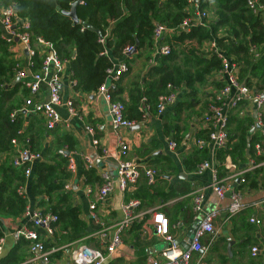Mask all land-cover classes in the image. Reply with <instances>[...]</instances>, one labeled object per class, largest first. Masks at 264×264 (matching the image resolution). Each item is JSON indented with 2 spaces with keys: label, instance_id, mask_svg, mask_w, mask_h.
<instances>
[{
  "label": "trees",
  "instance_id": "1",
  "mask_svg": "<svg viewBox=\"0 0 264 264\" xmlns=\"http://www.w3.org/2000/svg\"><path fill=\"white\" fill-rule=\"evenodd\" d=\"M74 1L0 0V7L14 5L18 15L28 20L27 30L32 37H41L52 45L57 58L68 63L74 89L80 93H94L105 86L110 70L116 63L129 65L130 58L123 52L127 46L136 47L134 54L137 55L145 51L148 57L154 49L152 33L156 22L175 29L172 43L167 39L162 40L170 46V54L158 56V64L149 67L141 87L139 84L134 85V90L127 99L119 97L122 93L119 82L107 87L112 98L123 104L124 117L135 123L144 119L143 110L146 105L150 106V111L156 110L160 94L182 87L187 89L184 97L187 98V103L179 102L174 108L175 112L183 109L184 102L187 108L190 104V108L194 107L199 103V94L206 97V101L194 114L198 116L206 110L207 98L210 97V93L205 92L206 85L221 86L220 82L210 80L220 68V60L216 55L207 56L200 50L202 44L211 39H216L226 56L241 63V81L249 84V79L264 75V25L259 15L246 8L245 0H201V7L210 10L212 18L209 15L206 24H191L188 30L180 28L189 15L185 10L186 0H81L75 8L77 22L67 14ZM89 26L93 28L90 29ZM8 47L9 43L1 37L0 30V214L17 217L23 214L27 202L17 193L18 186L25 179L23 168L14 167L9 161L2 159V154L12 151L13 138L19 142L28 139L32 151L39 152L37 146L39 147L49 129L44 127V130L40 128L32 132L31 128L24 127L23 113L19 111L21 99L16 97V93L20 87L24 95H28V90L22 86L21 81H12L13 71L18 63L10 58ZM252 47L258 55L251 51ZM31 61L29 71L33 73L40 68L41 58L34 56ZM14 111L17 112L11 118ZM240 111V107L236 108L229 116V142L225 148L216 152V159L220 163L218 170L226 157L235 162L245 161L247 154L257 161L264 158L263 154L255 153L254 144L261 137L257 131L250 132L253 123L251 114H240ZM170 128L176 129L172 126ZM197 137L203 141L208 140V135L203 130L197 132ZM173 138L178 142L176 131H173ZM56 143V147L63 144H68V149L75 147V142L69 135H62L59 144L58 140ZM48 149L43 152L42 160L33 163L31 192L40 197V202L52 205L51 210L58 216L54 226L58 224L68 234L56 233L52 241L44 242L45 248L68 244L80 238L85 231V225L80 219V207L72 203L70 191L63 190V180L69 177L65 170L67 157L56 154L59 158L49 163L46 161ZM206 156L207 148L200 144L186 154L182 163L186 170H196ZM84 174L86 182L100 180L92 167H88ZM143 184L146 189L152 186L145 180ZM147 195L140 191L134 193V197L140 200ZM38 231H41L40 228ZM24 239L20 238L18 241L30 243ZM58 255L59 251H54L47 254L46 258L50 260ZM1 264H5L3 258Z\"/></svg>",
  "mask_w": 264,
  "mask_h": 264
},
{
  "label": "crops",
  "instance_id": "2",
  "mask_svg": "<svg viewBox=\"0 0 264 264\" xmlns=\"http://www.w3.org/2000/svg\"><path fill=\"white\" fill-rule=\"evenodd\" d=\"M173 33H165L161 42L167 39L172 43ZM20 50L22 51L20 43H16L14 48L8 47L10 58L27 70L26 55ZM152 51L148 57L145 51L138 55L134 54L135 52L128 54L130 58L128 71L119 76L111 73L106 86H114L119 82L122 89L119 97L127 99L129 93L134 90V85L139 84L141 87L149 67L158 64V56L154 54V49ZM119 63H116L113 68L116 69ZM63 68L61 104L57 107L61 120L53 130H48L49 132L45 134L37 148L41 155L46 148H49L46 152V161L49 163L59 158L56 155L60 154L59 149H63L66 155L69 154L73 158L75 171L71 173L68 170L67 161L65 170L69 173V177L63 180V190L70 191L72 203L80 207V219L85 225V231L80 238L68 244L63 243L57 247L46 248L48 254L59 251V255L44 262L40 258H34L29 251L30 243L25 244L13 238V233L17 228L29 224L23 214L17 217L0 214L1 259H4L5 264H73L72 249L81 244L98 247L99 230L106 227L108 235L112 234L115 224L122 217L120 204L129 198H136L134 197L136 191L148 194L143 200L138 199L140 204L134 208L140 216L130 228L123 232L120 246L104 264H148L150 256L157 255L163 250L166 243L156 234L152 215L146 212L148 209H154L167 217L170 225L169 232L180 248L187 247L188 233L194 223H197L196 218L199 220L205 213H210L212 210L217 211L214 220L217 237L203 256L202 264H264V158L257 161L252 155L247 154L245 161L235 162L230 157H226L223 166L219 167L220 178L230 190L240 193V200L243 204V209L230 217L227 216L229 197L226 195L220 199L214 194L210 187L212 180L210 170L188 171L182 163L186 154L198 148L200 144L207 148L205 159L211 157L208 140L203 141L197 137L198 131H205L201 128L200 118L203 113L198 116L194 114L204 105L206 97L199 94L197 96L199 103L195 104L193 109L190 108L191 104L187 108V98H184L187 89L184 87L175 89L178 93L176 102L161 115H158L156 110L150 111V106L146 105L143 110L144 119L136 123L135 127L116 130L112 125L103 94L100 91L90 94L76 91L67 62L64 63ZM12 81L13 83L18 82V78L13 75ZM10 83L7 85L10 86ZM21 88L18 89L16 97L21 99L19 107L23 113L24 127L31 128L32 132L40 128L44 130L43 117L39 111L35 110V106L48 99L47 86L41 84L36 96H30L29 93L24 95ZM212 91L213 88L206 85L205 92L211 95ZM27 99L31 101L29 105L26 104ZM68 101L71 102L72 112L69 110ZM181 101L186 102H184L183 109L175 112L174 108ZM192 101L196 102L194 99ZM208 101L209 98H207V103ZM246 108L248 104L245 108L242 107L244 110ZM242 109L240 114H246ZM251 118L254 119L253 111ZM171 126L176 129H169ZM167 127L168 132H166ZM172 130L176 131V136L179 137L178 142L173 138ZM62 135L71 136L75 147L68 149V144L56 147V142L58 140L59 144ZM120 137L129 148L126 159L133 160L139 165L154 167L157 170V177L155 176V181L151 183L152 186L149 189L145 188L143 183L144 180L147 183V180L142 175L133 189L122 192L116 185L110 194L103 199H98L102 174L107 173L113 179L115 178ZM173 140H176L175 149H170L168 144ZM198 140L202 142L199 144ZM15 151L13 148L11 152L3 153L2 159L10 162ZM219 164L216 160V165ZM88 167L94 168L99 181H85L84 171ZM32 174L33 172L19 185L25 186L26 196L22 197L27 200L26 205L51 210V204L40 202V197L31 192V180L34 176ZM241 179L244 181L242 182ZM197 191L204 194V202L201 210L196 213L192 197ZM44 197L43 199L46 200ZM93 204L94 207H92ZM91 213H94L97 219L92 218ZM250 218H256L260 222L252 223L249 221ZM54 228V234L49 238L42 229L38 231L39 239L43 244L48 240L52 241L56 233L68 234L62 231L58 224ZM229 242L231 245L228 251ZM255 244L259 248V253L256 257H252L250 248Z\"/></svg>",
  "mask_w": 264,
  "mask_h": 264
},
{
  "label": "built area",
  "instance_id": "3",
  "mask_svg": "<svg viewBox=\"0 0 264 264\" xmlns=\"http://www.w3.org/2000/svg\"><path fill=\"white\" fill-rule=\"evenodd\" d=\"M163 1V0H161ZM188 16L183 20L180 28L188 30L191 24H206V19H209V13L202 8L201 0H186ZM246 8L255 15H259L264 25V0H245ZM29 28V22L26 18L18 15L14 5L0 7V30L1 37L9 43L10 49L15 47L16 43L22 45V51L26 55V68L17 64L14 70V77L18 78L25 88L29 91L30 96H36L41 84H45L48 89V99L35 106V110L39 111L44 120V126L47 129H53L60 122L61 118L57 111V107L61 104L63 65L66 62L60 61L52 45L46 42L41 37H32ZM173 33L175 29L168 28L166 25L156 22L152 33L154 54L168 55L171 48L169 45L161 42L165 33ZM204 44V46H203ZM201 46L205 54L216 55L220 60V68L214 72L210 80L218 81L221 86H213V91L209 97L206 110L201 115V128L208 135V143L210 144L211 157L205 159L198 164L197 172L209 169L212 175L210 187L214 194L222 199L226 195L229 197L228 217L233 216L243 209V204L240 200V193L230 190L228 185L224 183L218 174L216 165V152L219 149L225 148L229 142V116L236 108H244L248 104V108L242 109L246 115L256 111L253 119L252 128L257 131L261 137L260 141L254 144L256 154L264 155V75L262 77H253L249 79V84L246 81H241L239 72L241 63L235 61L232 57L225 55L224 51L218 46L216 39H211ZM133 46H127L124 49L125 54H129L133 50ZM26 51V53H25ZM255 55L259 53L251 48ZM22 54V53H21ZM39 56L41 58V66L39 69L30 73L29 67L32 64V58ZM128 70L126 63H119L116 69L110 70L114 76H119ZM103 94L106 102L107 110L111 118L114 129L121 130L125 128H133L136 123L133 120L127 119L123 115L124 106L120 101L114 100L107 90V86H101L98 90ZM178 93L175 90H170L160 94L157 97L156 112L161 115L167 108L172 106L177 100ZM144 100V99H143ZM31 103L30 99L26 100V104ZM69 110L72 112L71 102L68 101ZM20 111V109H19ZM17 111L11 113L13 118ZM89 131L90 128L87 127ZM202 141L198 140L200 144ZM118 160L116 167L115 178L109 174H102V184L98 188V199H103L110 194L117 185L120 191L125 192L134 188L139 178L143 175L148 184L155 181L156 171L150 169L147 165H139L133 160H127L128 145L122 137L118 141ZM11 144L16 150L10 160L14 167H22L24 177L27 179L32 173L33 163L42 159L39 152H34L29 148L28 139L19 142L13 138ZM169 148L175 149V143L169 141ZM58 153L67 157L68 170L73 173L75 164L73 158L69 154H65L63 149H59ZM264 163V161H263ZM244 172V171H243ZM243 182L244 180L241 179ZM68 186H66L67 188ZM17 193L23 197L26 196L25 186H19ZM204 194L201 191L195 192L192 197L193 208L195 212H199L203 206ZM140 204L137 198H129L120 204L122 217L115 224L113 232L108 235L106 227H102L98 232V247H90L85 244L76 245L71 251V260L73 264H104L107 259L112 256L116 249L121 244V236L123 232L130 228L140 216L134 208ZM94 207V204L92 205ZM152 215V220L155 225V232L159 235L166 246L163 250L154 256H150L148 264H202V258L205 253L211 248V244L217 237V231L214 228V220L217 211L212 210L210 213H205L201 219H197V226L192 234L191 240L187 247L180 248L169 232V222L166 216L161 212H156L154 209L146 211ZM23 216L28 220V225H22L13 233V238L18 241L20 238H25L30 241L29 251L34 258H40L47 262L48 250L45 248L42 240L39 239L37 229L40 228L46 236L52 237L54 234V224L58 220V216L52 210L32 207L26 205ZM92 218L97 219L94 213H91ZM99 220V219H98ZM250 222L259 223L260 220L250 218ZM108 232V233H107ZM206 240V241H205ZM259 253L258 246L250 248V255L256 257ZM2 256V245L0 243V264Z\"/></svg>",
  "mask_w": 264,
  "mask_h": 264
},
{
  "label": "water",
  "instance_id": "4",
  "mask_svg": "<svg viewBox=\"0 0 264 264\" xmlns=\"http://www.w3.org/2000/svg\"><path fill=\"white\" fill-rule=\"evenodd\" d=\"M80 2H81V0H75V1L73 2V4H72L71 10L67 12V14L72 18V20H73L74 22H77V21H78V18H77L76 12H75V8H76V5L79 4ZM89 27H90V29L93 28L92 26H89ZM135 51H136V47H134L133 50H132V52H130L129 54H132V53H134ZM25 53H26V51H25ZM255 115H256V111L253 112V116H254V117H255ZM254 129H255V128H252V129L250 130V132H253ZM196 226H197V223H194V225L191 227V229H190V231H189V233H188V237H189V238H188L187 242H189V241L191 240L192 234H193V232H194ZM230 245H231V242H229L228 245H227V250H228V251H229V247H230Z\"/></svg>",
  "mask_w": 264,
  "mask_h": 264
},
{
  "label": "rangeland",
  "instance_id": "5",
  "mask_svg": "<svg viewBox=\"0 0 264 264\" xmlns=\"http://www.w3.org/2000/svg\"><path fill=\"white\" fill-rule=\"evenodd\" d=\"M212 9L214 10L213 7H212ZM206 10H207V9H206ZM207 11H208V13L210 14V17L212 18V15H211L212 12H211L210 10H207ZM203 46H204V44H203ZM200 50H201V48H200ZM201 52H204V49H203ZM128 69H129V66H128ZM127 71H128V70H127ZM18 81H20V80L18 79ZM21 84H22V82H21ZM22 86L25 87L23 84H22ZM28 93H29V91H28ZM149 168L152 169V170H154V172L157 171L154 167L149 166ZM27 196H28V194H27ZM251 246H257V245L255 244V245H251Z\"/></svg>",
  "mask_w": 264,
  "mask_h": 264
}]
</instances>
